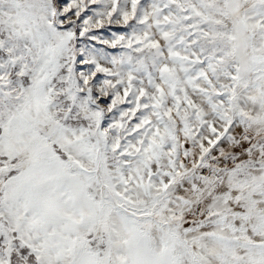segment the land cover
<instances>
[{"label":"snow or ice","instance_id":"1","mask_svg":"<svg viewBox=\"0 0 264 264\" xmlns=\"http://www.w3.org/2000/svg\"><path fill=\"white\" fill-rule=\"evenodd\" d=\"M0 264H264V0H0Z\"/></svg>","mask_w":264,"mask_h":264},{"label":"rangeland","instance_id":"2","mask_svg":"<svg viewBox=\"0 0 264 264\" xmlns=\"http://www.w3.org/2000/svg\"><path fill=\"white\" fill-rule=\"evenodd\" d=\"M107 35V33H105Z\"/></svg>","mask_w":264,"mask_h":264}]
</instances>
